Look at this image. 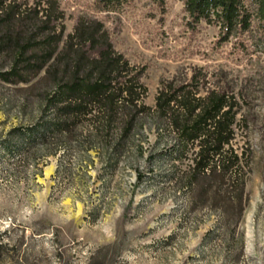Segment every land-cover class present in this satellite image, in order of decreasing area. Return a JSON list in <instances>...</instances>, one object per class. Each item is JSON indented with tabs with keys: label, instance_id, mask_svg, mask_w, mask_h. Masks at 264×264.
Instances as JSON below:
<instances>
[{
	"label": "rangeland",
	"instance_id": "obj_1",
	"mask_svg": "<svg viewBox=\"0 0 264 264\" xmlns=\"http://www.w3.org/2000/svg\"><path fill=\"white\" fill-rule=\"evenodd\" d=\"M92 1L60 0L65 33L93 15ZM182 1L161 11L134 0L106 25L141 71L145 104L154 106L162 77L199 66L235 92L242 208L225 191L185 187L188 158L172 161L171 134L150 115L124 132L126 110L110 127L89 114L67 135L22 140L19 129L52 117L44 105L56 78L45 68L0 78V264H264V51L219 46L218 27L205 22L189 31ZM12 64L0 53V71Z\"/></svg>",
	"mask_w": 264,
	"mask_h": 264
},
{
	"label": "trees",
	"instance_id": "obj_2",
	"mask_svg": "<svg viewBox=\"0 0 264 264\" xmlns=\"http://www.w3.org/2000/svg\"><path fill=\"white\" fill-rule=\"evenodd\" d=\"M133 1L93 0V15L78 16L72 31L65 33L60 0L35 5H28V0H0V53L11 55L13 63L10 70L0 71V78L26 80L27 73L44 68L56 78L44 105L52 117L19 129L17 136L37 143L51 132L67 135L89 114L102 115L110 127L122 109L127 112L123 131L128 132L137 116L150 115L171 134L172 161L188 158L186 169L179 173L185 187L203 186L208 194L225 191V203L238 201L242 208L244 165L242 153L232 143L239 113L235 92L199 66L162 77L154 106L145 104L141 71L115 49L106 25V14ZM153 2L165 10L167 0ZM182 2L189 31L205 22L218 27L219 46L231 44L242 55L250 54L252 45L264 51V0Z\"/></svg>",
	"mask_w": 264,
	"mask_h": 264
}]
</instances>
